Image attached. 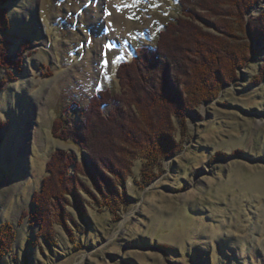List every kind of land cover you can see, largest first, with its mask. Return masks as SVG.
Returning a JSON list of instances; mask_svg holds the SVG:
<instances>
[{
    "label": "rangeland",
    "instance_id": "374dc122",
    "mask_svg": "<svg viewBox=\"0 0 264 264\" xmlns=\"http://www.w3.org/2000/svg\"><path fill=\"white\" fill-rule=\"evenodd\" d=\"M178 2L10 0L0 6L13 37L5 55L19 64L2 68L0 29V235L5 225L14 233L0 264H264L260 39L252 37L258 53L252 51L232 82L185 109L184 122L174 117L173 154L150 164L106 146V154L100 151L120 170L116 177L101 164L92 169L86 148L54 133L59 118L64 128L83 132L90 99L120 92L119 64L155 45L159 31L181 14ZM256 4L249 21L264 10L253 13ZM200 24L215 32L213 20ZM102 107L108 117L112 106ZM111 135L117 144L118 135ZM58 150L77 158L78 166L68 169L73 186L60 202L50 197L37 205ZM113 197L118 204L106 207Z\"/></svg>",
    "mask_w": 264,
    "mask_h": 264
},
{
    "label": "trees",
    "instance_id": "16d2710c",
    "mask_svg": "<svg viewBox=\"0 0 264 264\" xmlns=\"http://www.w3.org/2000/svg\"><path fill=\"white\" fill-rule=\"evenodd\" d=\"M7 1L10 0H0V6ZM178 1L181 14L159 31L155 45L139 47L135 56L119 64L116 78L120 92L114 95L105 90L90 99L84 111L82 133L76 128H64L60 118L56 120L55 135L74 139L86 148L93 159L92 169L101 164L116 177H122L120 170L112 169L104 158L106 152L102 149L106 146H112L118 155H141L150 164L175 153L177 145H172L170 135L174 117L184 122L185 109L211 100L225 83L236 78V69L248 63L252 51L258 53L252 48L255 41L252 37L260 39L264 48V10L250 21L247 19L259 0ZM205 18L214 21L215 32L201 26ZM7 23L6 11L0 8V29L6 37L1 48L2 68L19 69V64L6 56L13 39L7 32ZM263 76L264 67L260 78ZM103 105L112 106L108 117L103 115ZM4 128L0 126V133ZM110 132L118 135L115 145ZM76 165L73 153L63 150L53 153L49 163L52 177L47 179L42 192L36 194L37 205H47L50 197L61 201L71 184L68 169ZM100 175H104L102 170ZM116 204L114 197L106 199V207ZM37 217L41 225L47 221L46 215L40 213ZM11 228L5 225L0 235V258L14 237Z\"/></svg>",
    "mask_w": 264,
    "mask_h": 264
},
{
    "label": "bare ground",
    "instance_id": "6f19581e",
    "mask_svg": "<svg viewBox=\"0 0 264 264\" xmlns=\"http://www.w3.org/2000/svg\"><path fill=\"white\" fill-rule=\"evenodd\" d=\"M263 8H264V0H261L259 3L256 4L253 13L259 12Z\"/></svg>",
    "mask_w": 264,
    "mask_h": 264
},
{
    "label": "snow or ice",
    "instance_id": "6c2138e0",
    "mask_svg": "<svg viewBox=\"0 0 264 264\" xmlns=\"http://www.w3.org/2000/svg\"><path fill=\"white\" fill-rule=\"evenodd\" d=\"M104 63H105V64H107V63H108V61H107V60H105V61H104Z\"/></svg>",
    "mask_w": 264,
    "mask_h": 264
}]
</instances>
